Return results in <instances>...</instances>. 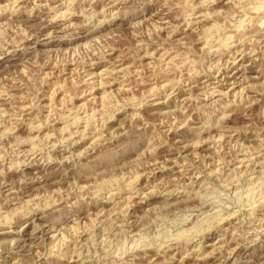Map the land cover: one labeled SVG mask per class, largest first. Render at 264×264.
<instances>
[{
	"label": "rangeland",
	"instance_id": "rangeland-1",
	"mask_svg": "<svg viewBox=\"0 0 264 264\" xmlns=\"http://www.w3.org/2000/svg\"><path fill=\"white\" fill-rule=\"evenodd\" d=\"M0 264H264V0H0Z\"/></svg>",
	"mask_w": 264,
	"mask_h": 264
},
{
	"label": "bare ground",
	"instance_id": "bare-ground-1",
	"mask_svg": "<svg viewBox=\"0 0 264 264\" xmlns=\"http://www.w3.org/2000/svg\"><path fill=\"white\" fill-rule=\"evenodd\" d=\"M45 21H46V20H45ZM261 22H262V21H261ZM47 34H48V33H47ZM237 65H238V64H237ZM235 66H236V65H235ZM239 67H240V66H236L235 69L238 70ZM236 73H238V72L236 71ZM99 86H100V85H99ZM85 91H86V90H85ZM244 159H245V158H244ZM225 184H226V183H225ZM234 184H235V183H234ZM168 193H169V192H168ZM173 193H174V192H173ZM10 197H11V196H10ZM14 211H15V210H14ZM227 217H228V216H227ZM114 218H115V217H114ZM105 225H106V224H105ZM9 230H10V229H9ZM174 236H175V235H174ZM87 237H88V236H87ZM173 239H174V238H173Z\"/></svg>",
	"mask_w": 264,
	"mask_h": 264
}]
</instances>
